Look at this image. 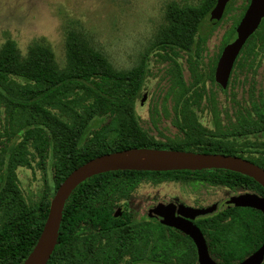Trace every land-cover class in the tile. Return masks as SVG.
<instances>
[{"label": "trees", "instance_id": "16d2710c", "mask_svg": "<svg viewBox=\"0 0 264 264\" xmlns=\"http://www.w3.org/2000/svg\"><path fill=\"white\" fill-rule=\"evenodd\" d=\"M216 2L169 5L163 31L130 70H117L75 31L67 35L63 67L46 45L34 43L23 56L13 39L3 44L0 264H24L37 244L59 185L75 168L97 156L133 149L185 150L238 155L264 168V137L258 136L264 133V101L251 99L248 105L241 104L244 107L236 113L237 121L226 133L218 134L200 121L199 113L206 108L200 102L206 94L200 86L204 74L189 58L196 79L187 84L175 58L180 51L193 56L191 52L205 49L215 27L209 18ZM248 3L224 35L220 50L236 38V27ZM155 51L160 58L174 62L166 98L176 99L171 121L177 135L166 139L150 134L136 110L152 73L149 60ZM244 51H264V18ZM212 104L209 100L205 105L212 107L216 117ZM149 110L150 122L157 128L161 120L157 104ZM21 167L44 171V184L36 197L24 192L18 175ZM168 181L222 186L235 192L248 190L264 196V187L254 178L225 168L101 172L78 184L68 197L58 244L47 264H199L197 247L189 235L146 211L137 213L139 206L124 207L140 184ZM119 207L122 214L115 216ZM195 222L207 238L211 257L220 264L240 262L264 242V214L253 207L222 201L213 213Z\"/></svg>", "mask_w": 264, "mask_h": 264}, {"label": "rangeland", "instance_id": "374dc122", "mask_svg": "<svg viewBox=\"0 0 264 264\" xmlns=\"http://www.w3.org/2000/svg\"><path fill=\"white\" fill-rule=\"evenodd\" d=\"M200 1L0 0V48L8 39H13L20 53L25 56L32 44H43L52 49L56 61L63 67L66 63V38L69 32L75 31L84 37L94 49L101 51L117 70H130L140 63L152 42L163 31L169 5L173 3L197 4ZM247 3L248 0H233L228 14L213 28L206 42V50L210 52L220 50L224 35L231 29ZM179 57L184 60L181 63L185 82L190 83L191 75L186 63V55L179 53L175 56L176 60ZM149 62L152 73L147 80V98L144 103H141V99L138 100L136 110L144 120L145 129L155 138L175 137L177 127L173 125L171 118L174 115L173 106L176 101L172 96L166 98L167 91L173 82V74L169 69L174 62L171 59L160 58L157 51L151 54ZM243 77L245 75L241 76L237 71L235 82L237 78L242 79ZM246 77L249 78V75ZM256 81L255 89L251 80H246L237 90L236 87L232 89V97H235L236 103L242 100L239 103L240 106L235 107L228 102L222 105L217 101L215 102L217 104H212L217 111L215 117L212 107L205 105V111L200 114L201 122L218 134L226 133L237 121L236 113L240 107H244L241 104L248 105L251 99L256 100L257 90H261L264 94L262 92L264 90V63L258 69ZM208 87L220 92L215 84L211 86L208 83ZM217 96L220 99L224 98L221 92L220 94L217 92ZM154 104H157L161 119L157 123V128L150 122L149 107ZM165 111L168 113L167 116L164 114ZM258 136L264 137V133ZM18 175L24 192L36 197L44 184V171L38 167L34 170L21 167L18 169ZM49 175L47 172L46 176L50 180ZM234 193L236 192L227 187H214L206 184L194 186L176 181L160 184L144 182L133 193V198L124 202V207L132 209L134 206H139L140 211H136L141 214L145 211V203L174 197L191 206L202 203L199 207H205L220 203Z\"/></svg>", "mask_w": 264, "mask_h": 264}, {"label": "water", "instance_id": "95a60500", "mask_svg": "<svg viewBox=\"0 0 264 264\" xmlns=\"http://www.w3.org/2000/svg\"><path fill=\"white\" fill-rule=\"evenodd\" d=\"M230 0H217L210 13V22L218 24L225 13ZM264 18V0H250L240 22L236 27V38L228 43L221 54L217 68L216 81L226 87L234 62L246 44L249 37L259 28ZM146 98V94L143 100ZM149 153L163 154L162 160H149L147 157H131V154ZM225 168L244 173L254 178L264 187V168L246 158L222 153L195 152L185 150H152L133 149L122 152H112L97 156L75 168L59 185L50 204L49 213L37 244L24 264L32 260V264H47L50 260L59 238L64 206L71 192L82 181L95 174L113 170H144L171 171L184 169ZM233 206L253 207L264 214V196L256 192H241L231 195L226 201ZM218 203L207 207H194L170 200L164 205L147 208L150 217L176 227L189 235L196 247L199 264H220L215 261L207 246L206 238L199 226L192 220L182 216L196 218L214 212ZM122 207L117 209L115 216L122 214ZM264 261V242L252 254L235 264H262Z\"/></svg>", "mask_w": 264, "mask_h": 264}, {"label": "flooded vegetation", "instance_id": "af4514ba", "mask_svg": "<svg viewBox=\"0 0 264 264\" xmlns=\"http://www.w3.org/2000/svg\"><path fill=\"white\" fill-rule=\"evenodd\" d=\"M231 1V0H230ZM229 1V2H230ZM233 1V0H232ZM228 2V3H229ZM250 2V1H249ZM249 4V3H248ZM224 17V16H223ZM234 40V39H233ZM232 40V41H233ZM231 41V42H232ZM230 43V42H229ZM227 45V44H226ZM224 45V47L226 46ZM206 47V45H205ZM224 47L217 51V52H210L209 50H206V49H203L199 52H191L192 54L196 55V56H190V54L188 52H184V51H180L181 54L183 55H186V63L188 64V69H189V72H190V75H191V82L190 83H187V84H190L194 81H195V77L193 76V73L191 71V65H190V62H189V58H191V62L194 64L195 63V66L198 68V70L204 74V78H203V82L200 84L201 87H204V89L206 90V94H204V96L200 99V102L202 104V106H205V104H207L210 100L213 101L214 103L218 101V104H222V105H225L227 104L226 102L228 103H231L233 104L235 107L237 106H240V102L242 100H240L238 103H236V100H235V97H232V89L234 87H236L235 89L237 90V88L239 87H242L243 83L248 80L250 81L251 80V83L253 84V88L255 89V84L257 83L256 81V75L258 73V69L262 66V64L264 63V51H261V52H250V51H244V52H240L239 55L237 56L235 62H234V66H233V69L231 71V74H230V78H229V81H228V84L226 87H223L220 83H218L216 81V68H217V65H218V62H219V59L221 57V54L223 52V49ZM242 51V50H241ZM181 58V60H180ZM179 60V61H178ZM177 60V62L181 65L182 67V76L184 78V74H183V65L181 62H183L184 60H182V57H179V59ZM150 64V62H149ZM252 64V66L250 65ZM241 66V67H239ZM151 68V67H150ZM185 68V67H184ZM235 69V72L233 73ZM237 71L239 72V74L242 76V75H245V77H243L242 79L241 78H237L236 79V82H235V77H236V74H237ZM246 75L248 76L249 75V78L246 77ZM241 79V80H240ZM188 80V79H187ZM214 80V81H213ZM234 82V83H233ZM148 83V82H147ZM208 83L211 84H215L216 88L220 90V92L224 95V98L220 99L219 96H217V92L220 94L219 91L216 92V89H212L210 87H208ZM234 84V85H233ZM233 85V87H232ZM257 86V85H256ZM264 92V90L262 91ZM146 94V98H147V93H146V89H145V93L144 95ZM256 94L258 95L256 100L255 101H264V94L261 93V90H257ZM211 98H210V97ZM144 97V96H143ZM143 97L141 99V103H144V101L146 100V98L143 100ZM216 98H219L218 100ZM176 100V99H175ZM217 104V103H215ZM229 104V105H231ZM246 104V103H244ZM222 108H224V106H222ZM205 111V110H204ZM174 113V112H173ZM200 114H202V112L199 113V116ZM200 121H201V118H200ZM203 123V122H202ZM204 124V123H203ZM205 125V124H204ZM261 134V133H259ZM196 152V151H195ZM238 156V155H237ZM241 157V156H240ZM247 159V158H246ZM249 160V159H248ZM184 170H190V169H184ZM248 191V190H246ZM241 192H245V191H240V192H236L234 194H239ZM251 192V191H249ZM233 195V194H232ZM231 196V195H230ZM229 196V197H230ZM262 196V195H261ZM170 200H175L179 203H184L186 204L184 201H181L180 199L178 198H171V199H166V200H162V201H156V202H147L144 204V207H145V211L146 213L148 214V211H147V208L148 207H151V206H156V205H164L166 202L170 201ZM228 200V198L226 200H224V202H226ZM218 203V202H217ZM202 205V203H200ZM200 204H196V206L194 207H199ZM186 205H189V204H186ZM191 206V205H190ZM209 206V205H208ZM218 206H219V203H218ZM203 207V206H201ZM207 207V206H205ZM218 208V207H217ZM213 213V212H212ZM263 213V212H262ZM211 214V213H209ZM209 214H206V215H209ZM149 215V214H148ZM206 215H201V216H206ZM182 216L192 220L197 226H199L195 221L196 219H198L199 217L201 216H197L196 218H191V217H187L186 215H183ZM160 221V220H159ZM200 228V226H199ZM201 229V228H200ZM202 231V229H201ZM203 233V231H202ZM204 234V233H203ZM205 236V235H204ZM206 238V236H205ZM206 242H207V238H206ZM208 246V244H207ZM252 254V253H251ZM248 257V256H247Z\"/></svg>", "mask_w": 264, "mask_h": 264}, {"label": "bare ground", "instance_id": "6f19581e", "mask_svg": "<svg viewBox=\"0 0 264 264\" xmlns=\"http://www.w3.org/2000/svg\"><path fill=\"white\" fill-rule=\"evenodd\" d=\"M130 156L131 157H142V156H144V154L135 153V154H131ZM144 157H147L149 160L158 161V160H162L164 158V155L159 154V153H149V154H147V156H144ZM26 264H32V260H29Z\"/></svg>", "mask_w": 264, "mask_h": 264}]
</instances>
